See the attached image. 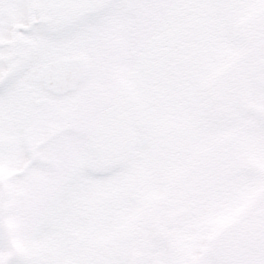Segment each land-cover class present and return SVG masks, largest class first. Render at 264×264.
Segmentation results:
<instances>
[{
  "label": "snow or ice",
  "instance_id": "obj_1",
  "mask_svg": "<svg viewBox=\"0 0 264 264\" xmlns=\"http://www.w3.org/2000/svg\"><path fill=\"white\" fill-rule=\"evenodd\" d=\"M0 264H264V0H0Z\"/></svg>",
  "mask_w": 264,
  "mask_h": 264
}]
</instances>
